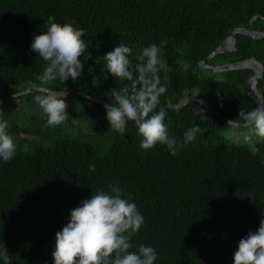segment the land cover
<instances>
[{"label": "trees", "instance_id": "16d2710c", "mask_svg": "<svg viewBox=\"0 0 264 264\" xmlns=\"http://www.w3.org/2000/svg\"><path fill=\"white\" fill-rule=\"evenodd\" d=\"M52 22L83 28L87 47L81 78L56 81L54 90H78L110 103L111 89L128 82L106 70L108 79L100 76L104 56L119 44L129 47L135 75L136 56L154 43L171 68L157 110L197 93L223 117L242 122L239 111L259 101L249 92L254 71L202 75L195 69L234 28L251 22L263 31L264 0H0V84L8 92L0 88V108L19 146L11 161L0 160V249H7L12 264H53L55 234L71 210L110 184L130 194L144 217L131 251L153 247L154 264H233L240 239L264 219V142H255L259 152L253 155L247 143L225 136L227 123L197 101L166 110L168 134L180 148L176 156L159 143L141 149L133 122L125 135L115 133L101 103L92 101L99 111L74 109L67 100H90L78 94L66 97L68 121L46 127L47 116L35 103L39 90L17 99L12 94L41 87L37 76L46 62L31 43ZM245 58L263 65L256 87L264 101V37L238 33L235 49L212 57L211 65ZM196 125L203 134L185 144V132Z\"/></svg>", "mask_w": 264, "mask_h": 264}, {"label": "clouds", "instance_id": "9594fccd", "mask_svg": "<svg viewBox=\"0 0 264 264\" xmlns=\"http://www.w3.org/2000/svg\"><path fill=\"white\" fill-rule=\"evenodd\" d=\"M84 35L83 28L71 23L52 22L46 31L35 35L31 43V49L46 62L43 73L37 76L42 94L35 96V103L47 116L46 127L60 126L68 121V92L54 90L51 85L56 81L64 84L81 78L84 65L80 58L87 50L82 39ZM131 53L129 47L119 44L104 56L105 68L101 69L100 76L107 80L106 70L116 80L128 82L118 90L111 89V102L104 104L110 128L125 135L127 124L133 122L142 138L141 149L150 150L159 143L176 156L180 148L168 134L164 122L167 112L163 108L157 110L160 97L167 92V73L171 71L163 58V48L154 43L143 48L136 56L135 75L129 59ZM161 72L164 73L163 81ZM92 83L99 88L100 78L94 76ZM13 99H17L15 93ZM3 115L0 108V160L9 162L16 156L19 146L9 134V121L3 119ZM238 117L243 122L241 125L236 119L229 120L227 125L249 129L244 142L255 155L259 148L253 137L264 142V101H257V106L247 112L240 110ZM199 134H203L199 125L189 128L184 134V143L194 141ZM143 226L144 217L130 194L114 184L108 185V191L100 188L71 210L68 223L55 234L53 264H154L157 253L153 247L140 244L137 251H131V241ZM0 260L3 264H12L6 248L0 249ZM233 264H264V219L257 231H250L240 239Z\"/></svg>", "mask_w": 264, "mask_h": 264}, {"label": "water", "instance_id": "95a60500", "mask_svg": "<svg viewBox=\"0 0 264 264\" xmlns=\"http://www.w3.org/2000/svg\"><path fill=\"white\" fill-rule=\"evenodd\" d=\"M238 33L249 35L253 39H260V38L264 37V30L261 31V30L252 29L251 28V22L248 24L247 27H236L231 31V33L213 51H211L207 56H205L201 61H199L198 64L201 67L209 69L213 73H218V72H223V71H228V70H233V69H241V68L252 69L254 71V73L252 76H250L248 78V82L250 84L249 91L254 96H256L259 99V101H263L262 95L260 94V92L257 90V87H256L257 81L259 80V78L263 74V65L261 64V62L259 60L255 59V58H246V59H241L239 61L226 62V63L214 64V65H210L208 63V61L212 57H215L220 53H223L226 51H231V50L235 49L236 35ZM248 62L252 63V65L247 64ZM0 88L2 91H5L6 93H8L7 90L1 84H0ZM39 88L40 87H38V86H30V87L26 88L25 90L17 92L15 94H16V96H20V95H24L28 92H32L34 90H39ZM67 92H68V95L78 94V95H81L84 97H88L89 99H91V101L101 103L103 106L105 104V102L103 100L98 99V98H94L92 96H88L87 94H85L81 91L73 90V91H67ZM12 95H14V94H12ZM190 101H197L198 103L203 105L209 112H211L213 115L220 118L221 120H223L226 123L230 120L226 117H223L217 110H215L213 108V106L209 103L208 100L201 97L197 93H192L190 95H186L178 103H168L163 109L165 111L168 108L178 109V108L185 106ZM242 123L243 122H237L238 125H241Z\"/></svg>", "mask_w": 264, "mask_h": 264}, {"label": "rangeland", "instance_id": "374dc122", "mask_svg": "<svg viewBox=\"0 0 264 264\" xmlns=\"http://www.w3.org/2000/svg\"><path fill=\"white\" fill-rule=\"evenodd\" d=\"M213 61L216 63H219L220 59H214ZM208 63L212 64V59L209 60ZM198 67L199 68L195 69V71L198 72L199 74L208 75L211 73V71L209 69L201 67L199 64H198ZM67 103L69 105H71L74 109H83L87 112L100 110L99 106H97L92 101L87 100L86 98H83V97H78V98H75L74 100H67ZM22 106L23 105H21V107ZM40 127H44V125L41 123ZM248 132H249V129H246L242 126H233V127L227 126V130L225 131L224 135L227 136L230 140H232L234 142H244V135L247 134ZM253 140H254V142H256L259 139L256 137H253ZM22 146L24 148H28V146L26 144H23Z\"/></svg>", "mask_w": 264, "mask_h": 264}, {"label": "bare ground", "instance_id": "6f19581e", "mask_svg": "<svg viewBox=\"0 0 264 264\" xmlns=\"http://www.w3.org/2000/svg\"><path fill=\"white\" fill-rule=\"evenodd\" d=\"M247 64H251L252 65V63H249V62Z\"/></svg>", "mask_w": 264, "mask_h": 264}]
</instances>
